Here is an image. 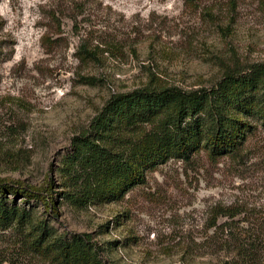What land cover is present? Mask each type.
I'll list each match as a JSON object with an SVG mask.
<instances>
[{
    "label": "rangeland",
    "instance_id": "rangeland-1",
    "mask_svg": "<svg viewBox=\"0 0 264 264\" xmlns=\"http://www.w3.org/2000/svg\"><path fill=\"white\" fill-rule=\"evenodd\" d=\"M258 64L264 0H0V178H52L50 224L90 234L107 264H264L261 126L238 154L170 159L115 200L77 150L84 138L124 157L146 144L154 125L98 134L119 94L207 89ZM13 232L0 230V264H43Z\"/></svg>",
    "mask_w": 264,
    "mask_h": 264
},
{
    "label": "trees",
    "instance_id": "trees-1",
    "mask_svg": "<svg viewBox=\"0 0 264 264\" xmlns=\"http://www.w3.org/2000/svg\"><path fill=\"white\" fill-rule=\"evenodd\" d=\"M118 122L123 129L149 124L155 130L127 157L88 138L77 148L99 191L111 200L122 198L129 186L144 184L147 169L170 159L189 160L201 149L213 160L238 154L249 134L258 125L264 128V64L227 72L207 89L146 87L119 94L96 118L98 134L109 140ZM55 185L52 178L40 186L0 178V230L14 231L20 246L43 264H107L90 234L59 232L50 224L60 213Z\"/></svg>",
    "mask_w": 264,
    "mask_h": 264
}]
</instances>
